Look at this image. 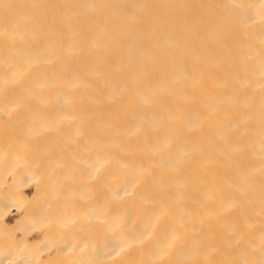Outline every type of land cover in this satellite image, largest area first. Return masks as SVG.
Listing matches in <instances>:
<instances>
[{"label": "bare ground", "instance_id": "bare-ground-1", "mask_svg": "<svg viewBox=\"0 0 264 264\" xmlns=\"http://www.w3.org/2000/svg\"><path fill=\"white\" fill-rule=\"evenodd\" d=\"M0 264H264V0H0Z\"/></svg>", "mask_w": 264, "mask_h": 264}]
</instances>
